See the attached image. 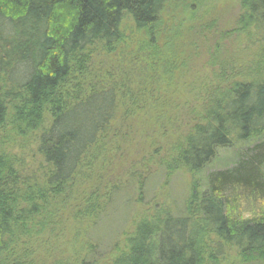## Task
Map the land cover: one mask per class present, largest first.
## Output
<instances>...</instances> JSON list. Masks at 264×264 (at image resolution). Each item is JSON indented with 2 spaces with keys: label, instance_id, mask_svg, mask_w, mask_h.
I'll return each instance as SVG.
<instances>
[{
  "label": "trees",
  "instance_id": "obj_1",
  "mask_svg": "<svg viewBox=\"0 0 264 264\" xmlns=\"http://www.w3.org/2000/svg\"><path fill=\"white\" fill-rule=\"evenodd\" d=\"M190 1L0 0V264L4 259L24 264L15 255L17 243L46 226L51 202L66 192L87 154L109 134L120 102L127 99L123 104L131 103L126 111L132 112L133 98L141 95L129 84L141 76L149 80V69L157 73L164 17L181 12L170 42L178 31L194 27L200 8L188 5ZM240 7L238 31L253 30L264 46V0H241ZM128 21L142 36L130 78L123 71L106 86L69 93L74 87L68 80L86 64L89 50L115 53L124 43L122 28ZM226 87L203 104L200 121L175 147L172 160L159 165L166 183L177 174L190 176L191 193L188 189L180 215L169 206L140 221L111 264H217L224 246L244 264L264 262V73L259 81L235 80ZM7 130L15 142L34 137L40 163L29 176L22 175L24 159L3 148L11 142ZM230 150L232 168L213 171L219 152ZM152 176L148 174V182ZM133 178L111 187L104 205L89 216L93 229L109 224L113 199L122 195L130 201L134 182L144 189L146 178ZM241 204L258 210L245 219ZM211 237L213 246L205 242ZM89 240L81 264L101 260L100 240ZM117 242L116 237L108 245L111 252Z\"/></svg>",
  "mask_w": 264,
  "mask_h": 264
},
{
  "label": "rangeland",
  "instance_id": "obj_2",
  "mask_svg": "<svg viewBox=\"0 0 264 264\" xmlns=\"http://www.w3.org/2000/svg\"><path fill=\"white\" fill-rule=\"evenodd\" d=\"M240 3L241 0L190 1L188 5L200 8L198 20L192 24L195 28L178 31L172 42L168 35L176 30L181 12L164 17L159 28L162 31L159 46L163 50L160 49L159 64L155 61L154 65L157 73L149 69L152 75L149 80L141 76L134 85L129 84V89L136 93V88L141 95L138 97L136 93L133 98L136 105L132 112L126 111L131 109V103L123 104L127 99L120 102L109 134L87 154L66 192L51 202L46 226L34 228L17 243L15 255L24 264H81L86 259L89 239L100 240L98 250L102 257L97 264H111L125 251L126 242L140 221H149L169 206L174 215H180L183 202L189 197L188 189L191 193L190 176L177 174L166 183L167 175L160 172L159 165L172 160L175 147L200 121L203 104L220 96L232 81L256 82L264 73V46L257 42L253 30L238 31ZM132 29L129 21L124 22V43L111 55L100 49L89 50L86 64L68 80L69 86L74 87L69 93L75 91L78 95L87 93L88 88L106 86L123 71L130 78L129 71L137 60L136 47L142 37ZM6 135L11 140L3 145L6 153L24 159L22 175L37 171L40 161L35 155L34 137L15 142L9 130ZM233 158V151H220L219 163L213 171L232 168ZM148 174L154 175L150 182ZM132 176L146 178L144 189L138 190L139 184L134 182L130 201L126 203L122 195L113 199L107 212L112 214L109 224L93 229L91 213L104 205L111 187L119 188L127 181H134ZM240 209L241 216L248 219L258 207L241 204ZM116 237V249L111 252V241ZM205 242L213 246L211 242L215 241L211 237ZM4 260L1 261L8 263ZM217 264L244 263L224 246Z\"/></svg>",
  "mask_w": 264,
  "mask_h": 264
}]
</instances>
